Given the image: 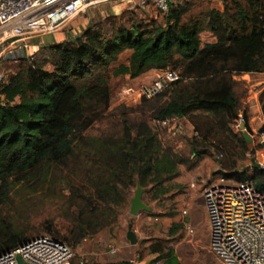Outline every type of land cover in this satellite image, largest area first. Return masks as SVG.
Masks as SVG:
<instances>
[{"label": "trees", "instance_id": "16d2710c", "mask_svg": "<svg viewBox=\"0 0 264 264\" xmlns=\"http://www.w3.org/2000/svg\"><path fill=\"white\" fill-rule=\"evenodd\" d=\"M206 2L184 0L173 6L165 25L111 17L80 36L44 48L49 61L15 59L16 71L1 87L0 256L42 233L77 249L117 222L128 193L139 184L158 201L172 192L170 184L181 165H197L215 154L230 161L214 179L252 180L264 192V170H255L253 177L236 173V150L245 156L250 145L233 131L241 116L235 77L264 73V0H222L223 9ZM205 33L215 42L203 43ZM126 52L130 58L121 63ZM154 70L175 72L179 80L156 97L143 98V103L154 120H190L193 159L165 147L155 128L147 120H131L128 109L120 114L119 134L87 135L111 108L112 78L135 80ZM261 105L264 114V94ZM244 118L251 131L248 116ZM82 161L83 184L71 175L54 174ZM15 187L51 199L57 210L43 218L18 209L20 216H4ZM179 231L174 223L169 237ZM166 245L149 246V254L156 256L150 264H180Z\"/></svg>", "mask_w": 264, "mask_h": 264}, {"label": "rangeland", "instance_id": "374dc122", "mask_svg": "<svg viewBox=\"0 0 264 264\" xmlns=\"http://www.w3.org/2000/svg\"><path fill=\"white\" fill-rule=\"evenodd\" d=\"M197 1L206 2L207 0ZM137 4L138 1H134L132 4L122 3V5L121 3L114 2L90 8L85 14H81L68 29L72 30L74 25H78V22H83L85 24L89 23V26H87L89 28L91 25L100 24L111 17H124L125 20L138 23L155 22L156 24L165 25L166 19L162 17V15H154V13L151 12L145 13L139 10ZM206 4L208 3L206 2ZM210 6L223 9V3H213ZM212 39L213 36L210 33L202 35L203 43L212 42ZM30 52L31 55L37 54L38 58L36 57L34 60L38 62L44 61L46 58L47 60L49 59L46 49H41V51L39 50L37 52V49L32 47ZM16 58L28 59V49L18 50L7 56V60L0 67L2 70H5L7 75H13L16 71L18 66V64L15 63ZM129 58L130 53L126 52L121 57V63H127ZM116 68L117 66L114 69ZM175 71L180 73L177 70ZM157 75L151 77L142 76L133 81L126 77L112 78L111 108L105 114L104 118L88 131L87 135L89 137L107 138L119 134L122 131L120 114L125 111V109L130 111L131 120L135 122L147 120L150 126L154 127L153 121L156 117H154L153 111L145 107L143 99H140L138 95L128 96L125 94V90L131 87L138 91V89L143 86L151 87ZM235 90L241 103V115H243V117L245 115L248 116L249 125L255 130L264 127V114L261 105V96L264 94V77L260 75L245 77V79H242L239 84H237ZM255 94L257 98L251 99L252 102L248 103L247 99L253 97ZM255 99L260 102V105ZM233 131L235 134H239L234 129ZM193 132L194 128L192 123L190 120L186 119V130L183 135L170 140L166 137L165 133H162L160 138L165 147H171L179 154L187 156L190 154L188 141L193 137ZM236 151L237 155L235 161L239 171H243L246 167L252 166L254 159L259 163L264 161L260 155L254 152L252 146L249 147V151L245 156L241 150L238 149ZM212 158L217 161L219 155L215 154ZM220 161L221 164H227L230 160L225 156V158L223 157ZM83 165H85L83 161L80 164L70 163L67 165V168L54 170V174H56L58 178L71 175L78 183L83 184L85 179V168ZM254 174L255 169L249 171V177H253ZM170 186L173 187L172 192L158 201H152L153 192H150L149 189L145 192L143 199L154 209L153 214L155 216H150L148 212L145 211L141 212L136 217L130 214V200L135 196L136 191V189H132L128 193L129 201L127 205L120 210L118 220L113 226L101 231L94 240H89L88 242L84 241L77 249L71 247L75 253V258L71 264H79L81 261L86 264H95L99 262L101 256H107L105 249L112 244L113 240L115 242L116 238L117 240L123 239L129 227H132V229L136 231L140 247L137 252V257L135 258L131 255V248L128 247L122 253L125 256L120 258L121 261L127 259L129 262V260L131 261L134 258L137 263L140 258L141 261L147 259L149 258V246L151 244L163 242L167 244L166 246L168 249L175 252L180 264H219L217 258L210 250L209 228L203 191L193 199V204L189 206L190 202H188L189 196L187 192L182 190L179 191L173 183H171ZM17 209L34 218H43L51 217L57 210V207L55 208L53 206L51 199L42 200L36 195H30L21 191L20 187H15L12 192V202L10 205L4 206L3 215L20 216L21 213L18 212ZM174 223L180 225V231L177 235L169 237V230ZM41 235L52 237L46 233H42ZM96 251L100 252V256L96 257L94 255ZM116 254L115 256H117ZM152 261L145 264H150Z\"/></svg>", "mask_w": 264, "mask_h": 264}, {"label": "built area", "instance_id": "2783aa9c", "mask_svg": "<svg viewBox=\"0 0 264 264\" xmlns=\"http://www.w3.org/2000/svg\"><path fill=\"white\" fill-rule=\"evenodd\" d=\"M134 1H138L139 10L166 19L171 8L184 0H0V67L9 54L30 49L35 41L66 30L90 8L114 2L132 4ZM208 1L222 3V0ZM30 58L34 60L35 57ZM178 80L175 72H160L151 87L143 86L138 91L130 87L125 94L151 99ZM6 82L7 74L0 68V105L4 101L1 87ZM244 125L241 115L233 126L242 137ZM153 126L159 135L165 133L173 140L184 134L186 119L171 116L154 120ZM250 128L251 131L246 129L253 139L250 146L264 160V127L255 130L250 125ZM222 158L221 155L219 159ZM259 164L264 170V161ZM203 198L210 250L218 263L264 264V192L252 180L218 177L205 187ZM19 258L26 264H71L75 253L65 243L42 236L0 256V264H20ZM80 264L86 263L81 261Z\"/></svg>", "mask_w": 264, "mask_h": 264}, {"label": "crops", "instance_id": "0c3cea01", "mask_svg": "<svg viewBox=\"0 0 264 264\" xmlns=\"http://www.w3.org/2000/svg\"><path fill=\"white\" fill-rule=\"evenodd\" d=\"M87 26H89V23L85 24L83 22L82 23L78 22V25H74V28L72 30L68 29L70 27L69 26L66 30H64V31H62L56 35H53L51 37H46L44 39H41V40L34 42L33 45L30 47V49H28L29 58L32 56L36 57V55H31L30 51H31L32 47L36 48L37 52H38L39 50L41 51V49H44L48 46L62 44V43L66 42L72 38L80 36L85 30L88 29ZM212 42H215L214 37L212 39ZM158 73H160V72L154 70V71H151V72L143 75V77L144 76L145 77H151L153 75H157ZM251 75H260L261 77H264V73H254V74H245L242 76H236L235 80L240 82L242 79H245V77H248ZM126 78H129V77H126ZM253 98H257L256 94L253 97L248 98L247 102L248 103L252 102L251 99H253ZM256 101L260 105V102L258 100H256ZM187 157L188 158L190 157L191 159H193V157H191L190 154L187 155ZM217 161L214 160L212 157L207 156V157H204L203 159H201L197 165H181L180 166V168H179L180 174L173 181V184L176 186V188L179 189V191L182 190V191L187 192V195L189 196L188 202H190L189 206H191L193 204V199L196 198L200 192L204 191L205 187H207L213 181L215 174L222 169L221 168L222 167L221 161L219 159H217ZM192 185H194V187H192ZM130 202H131V200H130ZM127 232L125 233V236L123 239L117 240V238H116L115 242L113 240L112 244L105 249L107 256H105V257L101 256L100 261L96 262L95 264H111V263H121V262L136 263L134 258L137 257V252H138L139 247H140L139 239H138V243L136 245H131L126 238ZM134 232L136 234V231H134ZM136 236H137V234H136ZM95 238H91L89 240L92 241ZM89 240H87L86 242H88ZM128 247L131 248V255L134 258L131 261L129 260V262L127 261V259L121 261L120 258L125 256L122 253ZM116 252H117V254H116ZM99 253L100 252L96 251L94 253V255L96 257L100 256ZM115 254L117 256H115ZM155 258H156L155 255L149 254V258L144 259L142 261L138 260L137 263L138 264H145L149 261L154 260Z\"/></svg>", "mask_w": 264, "mask_h": 264}, {"label": "water", "instance_id": "95a60500", "mask_svg": "<svg viewBox=\"0 0 264 264\" xmlns=\"http://www.w3.org/2000/svg\"><path fill=\"white\" fill-rule=\"evenodd\" d=\"M246 125H244L242 127V130L244 131L243 133V137L246 140V142L251 145L253 143V139L252 136L250 135V133H248L246 131ZM255 169V170H263L261 164H259L258 162H256V160H253V165L246 167L242 173H246L249 172L250 170ZM236 173H240V171H236ZM146 190L141 187V185L139 184L136 191H135V196L131 199V208H130V214L134 217L138 216L141 212L145 211L148 213L153 212V208L150 207L143 199L144 194H145ZM127 240L129 241V243L131 245H136L138 243V238L135 234V232L133 231L132 227H129L127 235H126ZM19 262L20 264H26L23 262V260L21 258H19Z\"/></svg>", "mask_w": 264, "mask_h": 264}]
</instances>
